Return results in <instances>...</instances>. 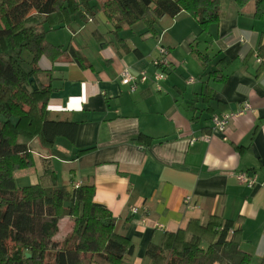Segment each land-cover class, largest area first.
Segmentation results:
<instances>
[{
  "label": "crops",
  "instance_id": "crops-1",
  "mask_svg": "<svg viewBox=\"0 0 264 264\" xmlns=\"http://www.w3.org/2000/svg\"><path fill=\"white\" fill-rule=\"evenodd\" d=\"M254 5L220 0V19L205 30L181 12L159 19L153 31L143 21L116 31L102 10L87 20L81 10L70 26L49 28L46 40L65 52L55 61L38 60V80L48 83V72L51 77L48 119L77 128L73 141L56 136L51 146L24 139L35 165L14 171L16 184L24 183L18 187L37 183L45 168L68 190L93 185V200L116 218V233L134 243L127 257L133 264H150L148 244L161 243L165 231L182 229L190 219L231 220L250 264H264V188L235 178L247 172L257 184L264 180V67L255 59L264 58V17L253 16ZM158 45L169 52L165 78L128 90L120 72L153 74ZM244 103L249 112L224 130L213 128L214 115ZM140 135L147 138L138 141ZM63 220L67 233L72 222L62 218L59 231Z\"/></svg>",
  "mask_w": 264,
  "mask_h": 264
},
{
  "label": "trees",
  "instance_id": "trees-1",
  "mask_svg": "<svg viewBox=\"0 0 264 264\" xmlns=\"http://www.w3.org/2000/svg\"><path fill=\"white\" fill-rule=\"evenodd\" d=\"M98 1L99 7L93 0H0V264H133L127 257L133 254L134 243L116 233V218L93 200V185L68 190L56 183L50 168L42 170L37 183L15 185L14 171L35 165L31 149L19 137L51 146L56 136L73 141L76 133L75 122L48 119L51 77L48 72V83L38 80V60L45 55L55 61L65 50L47 41L46 34L49 28L70 26L72 16L81 10L82 20L102 10L116 31L138 21L153 31L159 19L181 12L205 30L220 19V0ZM248 1L235 0L238 6ZM254 7L253 16L264 17V0H255ZM23 51L31 57L24 67ZM64 217L71 219V228L56 239ZM237 234L231 220L190 219L182 229L165 231L161 243H149L144 257L150 264H250ZM202 241L207 242L205 247Z\"/></svg>",
  "mask_w": 264,
  "mask_h": 264
},
{
  "label": "built area",
  "instance_id": "built-area-1",
  "mask_svg": "<svg viewBox=\"0 0 264 264\" xmlns=\"http://www.w3.org/2000/svg\"><path fill=\"white\" fill-rule=\"evenodd\" d=\"M157 57H154L151 61L152 65L155 67V71L153 74L148 75V73L145 70H140L137 72L130 71L127 67L123 68L120 72V82L124 85L128 86V90L135 91L139 83H144L146 80L151 78L154 82L157 84L159 81L163 80L165 78V74L168 71V69L171 66V63L169 62V52L167 49H165L164 46L158 45L157 48ZM256 61L261 64L264 67V58L261 56L255 57ZM188 82H192V78H189ZM157 86L156 88H158ZM251 110V105L248 103H244L242 105V108L240 107L237 110L234 111H225L221 113L220 115H214L213 116V124L214 129L217 130H224L226 128V124L234 118L238 117L240 115H243L244 113L249 112ZM235 178L238 182L244 184V186L252 187L255 185H260L261 188H264V180L259 182L257 184L256 182V175L254 174H248L247 172H240L235 175ZM184 203L189 205L190 203V197L184 198ZM137 210L136 207L132 208V211L135 212ZM231 232V231H230Z\"/></svg>",
  "mask_w": 264,
  "mask_h": 264
},
{
  "label": "rangeland",
  "instance_id": "rangeland-1",
  "mask_svg": "<svg viewBox=\"0 0 264 264\" xmlns=\"http://www.w3.org/2000/svg\"><path fill=\"white\" fill-rule=\"evenodd\" d=\"M94 1H96V2H98V0H93V2ZM56 35H58L59 37L58 38H60L59 40H62V39H64L65 38V36L63 35V33L62 32H58V33H56L55 34V31H52V33H51V36H53L54 38L56 37ZM21 55H22V57H23V63H22V65H23V67L24 66H26V64H27V62H28V60L29 59H27V57L26 56H29V55H27V53L25 52V51H23L22 53H21ZM19 140L20 141H24V138L23 137H19ZM17 172V171H16ZM17 174H18V172H17ZM23 182H21V180H19L18 179V181H17V186L18 185H20V184H22ZM24 184V183H23ZM75 186H78V185H75ZM67 221V220H66ZM68 222V221H67ZM70 222H71V220H70ZM69 223V222H68ZM71 227V226H70ZM66 222H65V220H63V221H61V224H60V231L57 233V234H55L56 236L54 237V238H59L60 236H62V234H65V231H66ZM29 257V256H28Z\"/></svg>",
  "mask_w": 264,
  "mask_h": 264
},
{
  "label": "water",
  "instance_id": "water-1",
  "mask_svg": "<svg viewBox=\"0 0 264 264\" xmlns=\"http://www.w3.org/2000/svg\"><path fill=\"white\" fill-rule=\"evenodd\" d=\"M31 80H32V78H31ZM26 256L28 257V256H30L28 253H26Z\"/></svg>",
  "mask_w": 264,
  "mask_h": 264
}]
</instances>
